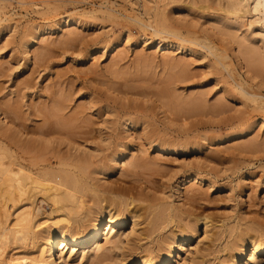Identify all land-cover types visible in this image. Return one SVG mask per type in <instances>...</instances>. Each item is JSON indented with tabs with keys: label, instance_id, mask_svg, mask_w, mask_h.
Wrapping results in <instances>:
<instances>
[{
	"label": "rangeland",
	"instance_id": "obj_1",
	"mask_svg": "<svg viewBox=\"0 0 264 264\" xmlns=\"http://www.w3.org/2000/svg\"><path fill=\"white\" fill-rule=\"evenodd\" d=\"M199 1L0 0V143H34L49 168L87 157L96 184L133 192L131 207L204 218L195 262L225 264L230 228L264 231V99L240 92L264 96V54L258 68L237 50L261 47L263 32ZM206 46L226 54L240 84ZM145 237L131 238L129 256L155 244ZM121 253L76 264H126Z\"/></svg>",
	"mask_w": 264,
	"mask_h": 264
},
{
	"label": "bare ground",
	"instance_id": "obj_2",
	"mask_svg": "<svg viewBox=\"0 0 264 264\" xmlns=\"http://www.w3.org/2000/svg\"><path fill=\"white\" fill-rule=\"evenodd\" d=\"M261 5H264V0L199 1L200 9L212 6L216 12L230 18L233 24H244L242 28L246 24L250 33L254 30L252 27L260 28L263 32L259 39L261 47L244 41L237 49L240 54L238 61H245V65L253 67L261 64L264 54V6ZM206 48L214 56V62L228 70L229 76L240 84L241 79L225 60L226 54L215 51L211 46ZM240 92L245 93L251 102L260 104L262 100L256 98L264 99L259 93L247 92L246 89ZM36 151L34 143H19L16 140L0 143V264H76L83 258L100 261L107 257V251L119 249L122 253L117 254L118 261L126 264H196L200 257L198 231L200 225L204 228L208 226L204 218L184 220L179 214L172 213L169 206H157L155 202H150L139 211L135 205L131 207L134 203L131 190L104 189L101 183L100 186L96 184L98 180L90 175L99 173L100 169L91 162L85 165L87 157L84 160L75 155L69 160L59 158L56 167L49 168L41 164L43 161L36 159L35 155L33 159L31 155ZM28 153L31 154L26 156L33 160L24 159L23 155ZM80 159L83 160V164L78 162L81 165L73 162ZM112 160L117 162V158ZM196 177L192 179L195 181ZM43 203L48 206L47 211L40 209ZM139 218L145 226L141 231L137 228ZM83 221L88 223L87 226ZM168 227L165 234H155ZM245 229L247 227L234 233L230 228L228 236L231 239L228 245L225 243L224 249L231 253L225 256V264H264V260L259 258L264 254V231L257 230L258 234L249 236V228L248 231ZM141 233L145 238L154 235L155 244L144 248L142 255L129 256L127 250L131 238ZM101 237L104 238V245L100 244ZM215 237L214 241H217L221 235L216 233ZM91 246L93 248L89 249ZM175 258L180 261L176 263Z\"/></svg>",
	"mask_w": 264,
	"mask_h": 264
},
{
	"label": "snow or ice",
	"instance_id": "obj_3",
	"mask_svg": "<svg viewBox=\"0 0 264 264\" xmlns=\"http://www.w3.org/2000/svg\"><path fill=\"white\" fill-rule=\"evenodd\" d=\"M261 6H264V5H261Z\"/></svg>",
	"mask_w": 264,
	"mask_h": 264
}]
</instances>
